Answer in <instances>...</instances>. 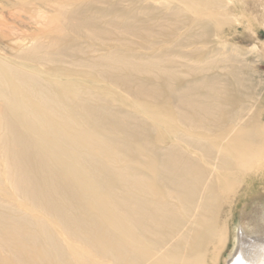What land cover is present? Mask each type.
Wrapping results in <instances>:
<instances>
[{"label": "bare ground", "instance_id": "obj_1", "mask_svg": "<svg viewBox=\"0 0 264 264\" xmlns=\"http://www.w3.org/2000/svg\"><path fill=\"white\" fill-rule=\"evenodd\" d=\"M247 2L0 0V264H264Z\"/></svg>", "mask_w": 264, "mask_h": 264}, {"label": "rangeland", "instance_id": "obj_2", "mask_svg": "<svg viewBox=\"0 0 264 264\" xmlns=\"http://www.w3.org/2000/svg\"><path fill=\"white\" fill-rule=\"evenodd\" d=\"M236 3L240 4L239 9H237V14L242 19L243 17H246V15L251 16V12L247 10V0H235ZM240 2V3H239ZM245 4V5H244ZM5 17L9 19L10 14L4 13ZM23 31V30H22ZM25 31V30H24ZM263 33L260 34V41L264 43V29H262ZM232 42V40H229ZM260 70L264 74V57L262 60L258 63ZM263 202L264 203V183H255L251 189L250 192L246 196H243L240 203L236 207L235 217H234V223L236 225L243 224L246 226L247 224V213L252 209L253 205L255 203ZM240 231V228L238 229ZM233 249V247H231ZM229 252V250H228ZM227 252V253H228Z\"/></svg>", "mask_w": 264, "mask_h": 264}]
</instances>
